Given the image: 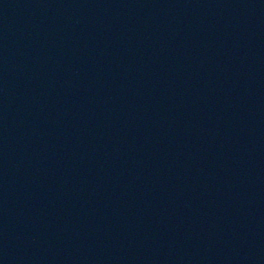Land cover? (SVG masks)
<instances>
[{
    "label": "water",
    "instance_id": "obj_1",
    "mask_svg": "<svg viewBox=\"0 0 264 264\" xmlns=\"http://www.w3.org/2000/svg\"><path fill=\"white\" fill-rule=\"evenodd\" d=\"M114 264H264V0H229L160 179Z\"/></svg>",
    "mask_w": 264,
    "mask_h": 264
}]
</instances>
